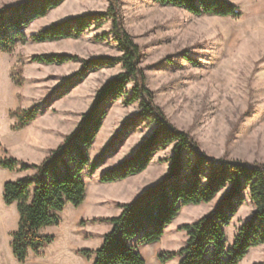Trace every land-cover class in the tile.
I'll list each match as a JSON object with an SVG mask.
<instances>
[{
	"label": "rangeland",
	"instance_id": "obj_1",
	"mask_svg": "<svg viewBox=\"0 0 264 264\" xmlns=\"http://www.w3.org/2000/svg\"><path fill=\"white\" fill-rule=\"evenodd\" d=\"M21 1L24 0H0V7ZM225 1L241 10L239 19L197 16L153 0H120V13L125 31L140 49V68L147 77V86L168 121L189 133L201 150L215 159L264 163V0ZM109 5L110 0H66L35 21L26 34L30 37L71 17L104 13ZM111 30L112 24L107 21L102 27L92 26L78 39L30 42L18 46L12 54H0V159L13 157L26 162L21 160L20 151H13V141L35 139L39 128L50 127L52 137L63 140L76 130L97 92L123 71L120 63L109 61L74 88L68 82L82 70L83 62L122 56ZM50 53L75 55L81 61L62 66L30 61L34 55ZM19 62L21 86L11 78ZM132 87V83L128 84L123 97L104 106L107 115L88 154L93 161L109 146L113 154L93 175L89 169L83 172L85 203L79 208L68 206L58 214L59 225L45 228L46 235L55 237L54 243L43 250L42 257L31 255L25 264H91L78 252L101 245L102 236L110 227L98 219L111 216L117 203H129L168 173L169 164L163 160L172 155L170 149L156 153L148 170L140 176L114 184L100 182L105 171L133 156L155 128L139 117L138 103L124 104ZM34 105L47 107L29 129L13 131L18 120L9 114ZM33 174L0 168V264H20L10 247L19 215L16 205L4 204L3 185ZM222 196L209 205L184 208L159 243L142 248L147 264H161L159 252L182 248L187 238L180 227L208 214ZM253 210L246 192L244 203L227 229L229 244ZM178 262L177 258L168 264ZM263 262L264 245L252 249L241 264Z\"/></svg>",
	"mask_w": 264,
	"mask_h": 264
},
{
	"label": "trees",
	"instance_id": "obj_2",
	"mask_svg": "<svg viewBox=\"0 0 264 264\" xmlns=\"http://www.w3.org/2000/svg\"><path fill=\"white\" fill-rule=\"evenodd\" d=\"M65 1L24 0L0 7V54H12L18 46L30 42L39 44L78 39L92 26L102 27L110 21L111 33L123 52L122 56L83 62L82 70L68 82L74 88L91 71L107 65L109 61L120 63L123 71L97 92L92 107L81 115L76 130L51 150L40 164H29L13 157L0 159V168L12 173L35 171L32 177L7 181L3 185L4 204L16 205L19 215L10 245L13 257L20 264H25L31 255L42 257L43 250L54 243L55 237L42 235L41 230L58 226V214L68 206L79 208L85 203L87 186L83 172L89 169L93 175L113 154L111 146L93 161L88 154L107 115L104 106L123 97L127 85L132 83V94L124 104L138 103L139 117L155 128L133 156L105 171L100 182L114 184L140 176L148 170L156 153L168 149L172 155L163 162L169 164V171L131 202L117 203L119 215L99 218V221L110 225V230L102 236L97 249H84L78 253L92 261L91 264H147L142 248L159 243L184 208L209 205L223 194L212 211L180 227L187 238L184 246L177 251L159 252L158 260L161 264L177 258L178 264H241L252 249L264 245V163L215 159L202 151L189 133L168 121L147 86V77L140 68V49L125 31L120 0H110L104 13L71 17L27 36L26 30L35 21L46 17ZM153 1L162 6L185 9L197 16L234 19L242 16L237 6L225 0ZM30 61L62 66L81 60L71 54L50 53L34 55ZM20 64L11 72L17 86L23 83ZM45 107L34 105L28 110L17 109L10 113V118L18 120L12 130L21 131L31 125ZM246 192L254 210L229 244L227 229L244 203Z\"/></svg>",
	"mask_w": 264,
	"mask_h": 264
},
{
	"label": "crops",
	"instance_id": "obj_3",
	"mask_svg": "<svg viewBox=\"0 0 264 264\" xmlns=\"http://www.w3.org/2000/svg\"><path fill=\"white\" fill-rule=\"evenodd\" d=\"M30 126L26 128L29 129ZM34 131L36 130L34 129ZM37 133L38 135H36L37 137H35V139H30L28 141H24V140H20L19 138H16L13 141V145H12L14 152L20 151L21 160L31 164H40L48 156L50 151L55 150L63 140L59 137L58 138L52 137V128L50 127L39 128L37 130ZM31 171L34 173L33 175H35V171L33 170L27 172H31ZM115 210L116 211L111 216H103V217L107 218V217H114L119 215L120 209L117 207L115 208ZM41 234L46 235L45 229L41 230Z\"/></svg>",
	"mask_w": 264,
	"mask_h": 264
}]
</instances>
